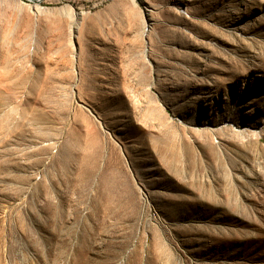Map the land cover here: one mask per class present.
Wrapping results in <instances>:
<instances>
[{
    "label": "rangeland",
    "instance_id": "obj_1",
    "mask_svg": "<svg viewBox=\"0 0 264 264\" xmlns=\"http://www.w3.org/2000/svg\"><path fill=\"white\" fill-rule=\"evenodd\" d=\"M0 264H264V0H0Z\"/></svg>",
    "mask_w": 264,
    "mask_h": 264
},
{
    "label": "bare ground",
    "instance_id": "obj_2",
    "mask_svg": "<svg viewBox=\"0 0 264 264\" xmlns=\"http://www.w3.org/2000/svg\"><path fill=\"white\" fill-rule=\"evenodd\" d=\"M41 8V7H40ZM37 10H39V9H37ZM40 11V10H39ZM83 15V13L81 12V13H79V17L80 16H82ZM78 16V15H77ZM74 22V20H72V22L71 23H73ZM148 23V22H147ZM147 28V25H145V31L146 30H148V28ZM148 32V31H147ZM67 93V92H66ZM64 91H61V92H58V93H56L55 94V97L52 99V102L53 103H55L56 105H59L60 103H61V100H63V99H66L67 97H66V94Z\"/></svg>",
    "mask_w": 264,
    "mask_h": 264
}]
</instances>
